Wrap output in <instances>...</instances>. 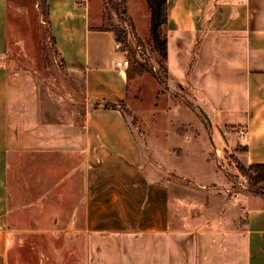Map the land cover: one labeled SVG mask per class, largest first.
Returning <instances> with one entry per match:
<instances>
[{
	"label": "rangeland",
	"instance_id": "rangeland-1",
	"mask_svg": "<svg viewBox=\"0 0 264 264\" xmlns=\"http://www.w3.org/2000/svg\"><path fill=\"white\" fill-rule=\"evenodd\" d=\"M124 1L91 0L90 10L99 27L124 32L118 44L127 54L131 79L123 104L142 151L143 171L168 187L174 227L221 232L241 227L238 196L249 193L236 168L242 163L243 147L214 150L233 146L235 134L241 132L242 96L232 77L242 56L240 46L220 47L209 40L199 46L185 37L180 48L171 50L173 59L167 63L149 38L146 0ZM43 11L40 0H9V64L33 79L44 121L79 123L85 113L82 82L61 64ZM190 74L193 77L186 80ZM50 162L32 155L13 159L9 264H116L117 250L122 262L141 264L149 256L147 248L155 245L181 247L182 262L189 258L193 264H207L203 248L219 247L223 252L227 246L222 234L217 239L196 232L155 239L69 235L82 226L71 219L82 214L81 206H73L81 192V175L68 179L66 173L63 178ZM134 247L140 254L133 253Z\"/></svg>",
	"mask_w": 264,
	"mask_h": 264
},
{
	"label": "crops",
	"instance_id": "crops-1",
	"mask_svg": "<svg viewBox=\"0 0 264 264\" xmlns=\"http://www.w3.org/2000/svg\"><path fill=\"white\" fill-rule=\"evenodd\" d=\"M46 3L59 60L68 73L81 79L85 113L79 123L43 120L33 79L9 64V0H0V264H9V174L13 159L30 155L48 163L51 160L52 170L62 173L63 178L66 173L68 179L81 175L79 200L73 206H81L82 214L71 219L81 221L82 226L68 231L69 235L155 239L196 232L218 239L222 234L227 241L223 252L219 247L202 249L207 264H264V194L238 196L241 227L221 232L173 226L168 187L143 171L142 151L125 115L119 110L92 107L126 100L128 68L115 66L124 52L114 33L99 27V19L92 17L91 0ZM163 33L167 63L172 62V51L181 47L185 37L199 46L207 40L220 47L240 46L242 56L232 77L242 96L241 110H237L242 116L241 132L235 134L233 146L214 150L239 145L243 147V164L264 165V0H167ZM191 77L193 74L186 80ZM210 105L214 111L212 102ZM132 249L140 254L139 248ZM147 249L149 256L141 264H193L189 258L182 262L179 255L185 249L181 247L155 245ZM117 256L116 264H130L121 261L119 250Z\"/></svg>",
	"mask_w": 264,
	"mask_h": 264
},
{
	"label": "trees",
	"instance_id": "trees-1",
	"mask_svg": "<svg viewBox=\"0 0 264 264\" xmlns=\"http://www.w3.org/2000/svg\"><path fill=\"white\" fill-rule=\"evenodd\" d=\"M42 8L45 9L44 16L46 17V23L49 28V20H48V6L46 0H40ZM123 0V4H124ZM149 12H150V40L152 42L154 50L157 52L158 56L165 61L167 57V42L166 37L163 34V27L167 23V0H146ZM124 15L123 7L120 9ZM111 31L115 35V40L117 43H122V36H124V32L122 30L114 29ZM50 32V28H49ZM51 34V33H50ZM52 38V42L54 45V39ZM127 79H131V73L127 70ZM94 109L99 107L103 109H114L119 110L123 115H125V108L123 102L118 103H95L92 106ZM236 168L240 175L245 179L247 183V191L250 194L259 195L264 194V165H250L247 166L243 163H236Z\"/></svg>",
	"mask_w": 264,
	"mask_h": 264
},
{
	"label": "built area",
	"instance_id": "built-area-1",
	"mask_svg": "<svg viewBox=\"0 0 264 264\" xmlns=\"http://www.w3.org/2000/svg\"><path fill=\"white\" fill-rule=\"evenodd\" d=\"M117 46L119 47V44ZM115 66L118 69H127L129 67V60L126 53H124V56L115 63Z\"/></svg>",
	"mask_w": 264,
	"mask_h": 264
}]
</instances>
